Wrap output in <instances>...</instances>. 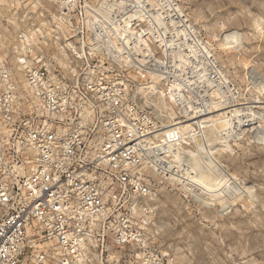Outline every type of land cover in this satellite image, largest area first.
<instances>
[{
  "label": "built area",
  "instance_id": "built-area-1",
  "mask_svg": "<svg viewBox=\"0 0 264 264\" xmlns=\"http://www.w3.org/2000/svg\"><path fill=\"white\" fill-rule=\"evenodd\" d=\"M10 2L18 26L0 55V264H176L150 234L151 175L174 170L184 135L169 124L187 118L167 93L169 117L146 86L183 80L169 33L112 17L105 26L102 0H55L37 13Z\"/></svg>",
  "mask_w": 264,
  "mask_h": 264
},
{
  "label": "rangeland",
  "instance_id": "rangeland-1",
  "mask_svg": "<svg viewBox=\"0 0 264 264\" xmlns=\"http://www.w3.org/2000/svg\"><path fill=\"white\" fill-rule=\"evenodd\" d=\"M54 1L19 3L37 13L52 11ZM102 3L105 26L112 17L119 27L168 32L161 37L177 47L183 80L165 92L172 102L185 97L186 105L173 103L194 130L182 144L186 166L151 175L156 246L176 264H264V0ZM15 7L0 0L5 57L4 41L18 26Z\"/></svg>",
  "mask_w": 264,
  "mask_h": 264
},
{
  "label": "bare ground",
  "instance_id": "bare-ground-1",
  "mask_svg": "<svg viewBox=\"0 0 264 264\" xmlns=\"http://www.w3.org/2000/svg\"><path fill=\"white\" fill-rule=\"evenodd\" d=\"M146 86L147 87H150V89H152V91H154L156 93L157 100H159L161 102V108H163V110H166V112H168V116L169 117H173L172 115L174 113H177V111H176V109L174 108L173 105L170 104V106H167L168 105L167 102L164 101L165 100V97L167 96V93L165 92V89L159 85V82H157V79L154 80V81H152L150 84H148ZM179 99L180 98H177V99L175 98V100L173 102L176 105L177 104H180L181 102L180 103H177V100H179ZM205 111H208V108L205 109ZM185 121H186V119H182V120H180L178 122H173V123L169 124V125H176V126H178L182 130L183 135H184V137H183L184 140L185 139H188L189 137H191L190 134L193 133L192 129L194 130V128H192L191 123H187ZM184 142H186V141H184ZM177 150H178L177 153H175L174 156H173V166H174V169L183 167L184 165L186 166V162H187L185 160V157L187 156V151L182 146V144L180 146H178V149ZM188 156H189V153H188Z\"/></svg>",
  "mask_w": 264,
  "mask_h": 264
}]
</instances>
